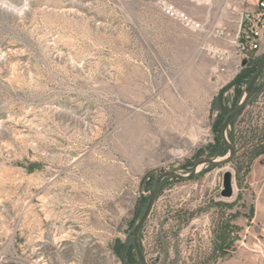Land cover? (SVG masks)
<instances>
[{"label":"rangeland","instance_id":"obj_1","mask_svg":"<svg viewBox=\"0 0 264 264\" xmlns=\"http://www.w3.org/2000/svg\"><path fill=\"white\" fill-rule=\"evenodd\" d=\"M228 2L0 0V264H141L156 178L227 156L219 129L264 62L263 39L228 81L205 46L232 69L231 36L166 5L233 32ZM227 137L230 162L161 182L148 264H264V71Z\"/></svg>","mask_w":264,"mask_h":264},{"label":"built area","instance_id":"obj_2","mask_svg":"<svg viewBox=\"0 0 264 264\" xmlns=\"http://www.w3.org/2000/svg\"><path fill=\"white\" fill-rule=\"evenodd\" d=\"M228 5L231 9L239 13L237 27L233 32L228 30H216L214 32L207 27V23L194 19L190 15L177 11L173 5H166V13L170 16L178 17L188 28L193 31L212 33L215 37L229 38L230 46L237 51L238 62L230 69L227 55L229 49L221 50L218 47L208 45L205 48L212 56H217L222 61L221 66L216 69V72L225 76L230 81L242 67L243 61L248 59V53L255 52L261 48L264 39V0H228ZM227 57V58H226ZM232 63V62H231Z\"/></svg>","mask_w":264,"mask_h":264},{"label":"water","instance_id":"obj_3","mask_svg":"<svg viewBox=\"0 0 264 264\" xmlns=\"http://www.w3.org/2000/svg\"><path fill=\"white\" fill-rule=\"evenodd\" d=\"M244 64L246 61L243 62ZM264 71V62L258 67L256 72L253 74L247 88H246V94L245 96L239 101L238 105L232 110V112L225 118L224 122L221 125V136L224 141V144L228 148L229 152L227 156L221 160L218 161L217 158H202L199 159L198 161L195 162L193 165L191 172L184 175V174H179L176 171H164L162 172L155 180L154 187L151 191V194L149 196V200L147 202L146 208L134 226L133 229V244L135 248L136 255L140 261L141 264H148V261L146 259V256L142 250L141 243H140V231L143 228L144 224L147 222L148 218L150 217L157 196H158V191L159 187L161 185V182L166 178V177H173L177 179H188L191 178L195 175L197 172V167L198 165H203V164H217V163H227L230 162L234 155H235V147L234 145L228 140L227 137V130L231 124V122L234 120V118L241 112V110L246 106L248 100L250 99L254 88L256 86L257 81L259 80L261 74ZM179 164H176L174 167H177ZM234 193L233 189V184H232V173L230 171H226L224 173V185L223 189L221 191V194L223 197H231Z\"/></svg>","mask_w":264,"mask_h":264},{"label":"trees","instance_id":"obj_4","mask_svg":"<svg viewBox=\"0 0 264 264\" xmlns=\"http://www.w3.org/2000/svg\"><path fill=\"white\" fill-rule=\"evenodd\" d=\"M246 65H247V64H246ZM246 65H245V66H246ZM245 66H244V67H245ZM259 66H260V65H259ZM259 66H258V67H259ZM242 69H243V68H242ZM242 69H241V70H242ZM257 69H258V68H257ZM257 69H256V70H257ZM241 70H240V72H241ZM256 70H255V69L252 70L251 73L249 74V76H248V78H247L248 83H249V81L251 80L253 74L256 72ZM238 74H239V73H238ZM238 74H237V75H238ZM237 75L235 76V78L237 77ZM235 78H234V79H235ZM254 89H255V88H254ZM250 99H251V97H250ZM250 99H249V100H250ZM249 100H248V102H249ZM248 102H247V103H248ZM246 105H247V104H246ZM245 107H246V106H245ZM245 107H244V108H245ZM244 108H243V109H244ZM243 109H242V110H243ZM242 110H241V111H242ZM240 113H241V112H240ZM240 113H239V114H240ZM239 114H238V115H239ZM238 115H237V116H238ZM237 116H236V117H237ZM236 117H235L234 120L231 122V124L235 121ZM224 120H225V119H224ZM223 122H224V121H223ZM219 130H221V129H219ZM220 135H221V133H220ZM221 139H222V136H221ZM140 243H141V242H140ZM133 247H134V244H133ZM134 249H135V248H134Z\"/></svg>","mask_w":264,"mask_h":264},{"label":"bare ground","instance_id":"obj_5","mask_svg":"<svg viewBox=\"0 0 264 264\" xmlns=\"http://www.w3.org/2000/svg\"><path fill=\"white\" fill-rule=\"evenodd\" d=\"M218 161H221V160H223V159H217ZM202 165H198V167H197V169H199L200 167H201Z\"/></svg>","mask_w":264,"mask_h":264},{"label":"crops","instance_id":"obj_6","mask_svg":"<svg viewBox=\"0 0 264 264\" xmlns=\"http://www.w3.org/2000/svg\"><path fill=\"white\" fill-rule=\"evenodd\" d=\"M253 2H255V0H252Z\"/></svg>","mask_w":264,"mask_h":264}]
</instances>
